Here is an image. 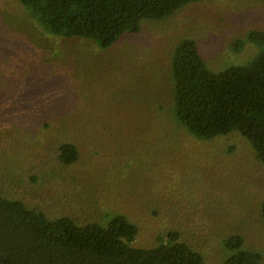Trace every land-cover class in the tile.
I'll return each instance as SVG.
<instances>
[{"label":"rangeland","instance_id":"obj_1","mask_svg":"<svg viewBox=\"0 0 264 264\" xmlns=\"http://www.w3.org/2000/svg\"><path fill=\"white\" fill-rule=\"evenodd\" d=\"M251 31H264L263 0H200L104 49L48 35L0 0L1 194L78 224L122 214L137 248L174 230L202 264H223L224 239L239 235L264 264V164L238 131L189 132L170 80L183 39L217 72L259 51ZM66 142L78 150L68 166L56 158Z\"/></svg>","mask_w":264,"mask_h":264},{"label":"trees","instance_id":"obj_2","mask_svg":"<svg viewBox=\"0 0 264 264\" xmlns=\"http://www.w3.org/2000/svg\"><path fill=\"white\" fill-rule=\"evenodd\" d=\"M18 1L46 34L90 39L105 49L137 33L142 21L164 20L200 0ZM248 39L260 46L259 51L246 64L217 72L206 67L193 39L179 42L170 57L172 100L177 120L193 135L208 140L238 131L264 164V31H251ZM56 158L62 165H71L78 150L72 143H62ZM261 206L264 216V201ZM137 233L122 214L103 224H78L65 216L48 218L0 191V264H202L201 255L174 230L151 248L133 246ZM223 248V264L262 260L239 235L225 238Z\"/></svg>","mask_w":264,"mask_h":264}]
</instances>
